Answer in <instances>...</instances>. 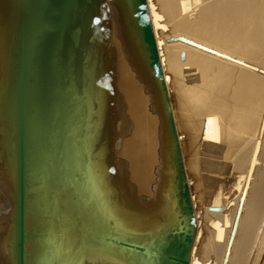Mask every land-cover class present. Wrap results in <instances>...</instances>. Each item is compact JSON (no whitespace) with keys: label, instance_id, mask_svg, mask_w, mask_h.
Returning <instances> with one entry per match:
<instances>
[{"label":"bare ground","instance_id":"bare-ground-1","mask_svg":"<svg viewBox=\"0 0 264 264\" xmlns=\"http://www.w3.org/2000/svg\"><path fill=\"white\" fill-rule=\"evenodd\" d=\"M90 2L78 82L89 219L95 231L153 237L169 221L165 103L123 2ZM147 5L155 41L172 34L181 41L156 45L196 218L189 264H264V1ZM13 7L0 0L1 98ZM1 111L0 104V264H12L15 196ZM69 244L56 264H69ZM75 257L70 264H127L94 251Z\"/></svg>","mask_w":264,"mask_h":264},{"label":"water","instance_id":"water-1","mask_svg":"<svg viewBox=\"0 0 264 264\" xmlns=\"http://www.w3.org/2000/svg\"><path fill=\"white\" fill-rule=\"evenodd\" d=\"M13 1L8 89L0 97L15 196L9 237L12 264H56L67 240L69 264L87 251L127 264H189L196 218L147 0L121 1L166 108L169 221L153 237L104 227L95 231L89 219L83 189L86 105L78 82L85 78L79 62L85 58L83 44L94 6L90 0Z\"/></svg>","mask_w":264,"mask_h":264},{"label":"rangeland","instance_id":"rangeland-1","mask_svg":"<svg viewBox=\"0 0 264 264\" xmlns=\"http://www.w3.org/2000/svg\"><path fill=\"white\" fill-rule=\"evenodd\" d=\"M264 1V0H263ZM152 26H153V28H154V32H155V35H156V37L159 35L157 32H156V27H155V24H154V22L152 21ZM161 31H163V30H161ZM161 40H166V43L165 44H167L169 41H172V40H178V38L177 37H175V35L174 34H172V35H169V37L168 36H164V37H161L160 36V38H156V41H161ZM178 42L179 43H181V41L180 40H178ZM157 48H158V46H157ZM205 48H208V49H210V50H212L211 49V47H205ZM213 51V50H212ZM236 56H234V58H235ZM232 58V57H231ZM233 60H236L237 61V58L236 59H233ZM247 63H249V62H247ZM251 64V63H250ZM256 65H259V64H256ZM250 66H252V65H250Z\"/></svg>","mask_w":264,"mask_h":264}]
</instances>
